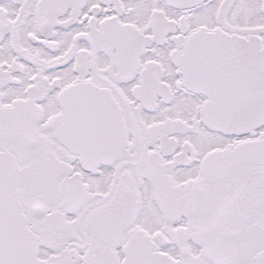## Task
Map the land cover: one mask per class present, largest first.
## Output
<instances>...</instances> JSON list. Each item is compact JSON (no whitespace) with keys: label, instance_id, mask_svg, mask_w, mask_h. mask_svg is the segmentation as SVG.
<instances>
[{"label":"snow or ice","instance_id":"obj_1","mask_svg":"<svg viewBox=\"0 0 264 264\" xmlns=\"http://www.w3.org/2000/svg\"><path fill=\"white\" fill-rule=\"evenodd\" d=\"M0 264H264V0H0Z\"/></svg>","mask_w":264,"mask_h":264}]
</instances>
